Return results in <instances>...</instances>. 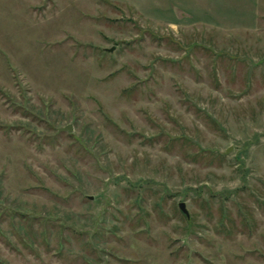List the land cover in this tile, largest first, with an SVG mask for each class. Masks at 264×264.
<instances>
[{
  "label": "rangeland",
  "instance_id": "374dc122",
  "mask_svg": "<svg viewBox=\"0 0 264 264\" xmlns=\"http://www.w3.org/2000/svg\"><path fill=\"white\" fill-rule=\"evenodd\" d=\"M0 264H264V0H0Z\"/></svg>",
  "mask_w": 264,
  "mask_h": 264
},
{
  "label": "water",
  "instance_id": "95a60500",
  "mask_svg": "<svg viewBox=\"0 0 264 264\" xmlns=\"http://www.w3.org/2000/svg\"><path fill=\"white\" fill-rule=\"evenodd\" d=\"M112 52V51H111ZM59 132H68V133H72L73 132V129L72 127H65V128H60L59 129ZM227 153H230V151H228ZM180 209L182 210V212L184 214H186L187 217H189V213L188 211L186 210V205L185 204H181L180 205Z\"/></svg>",
  "mask_w": 264,
  "mask_h": 264
}]
</instances>
